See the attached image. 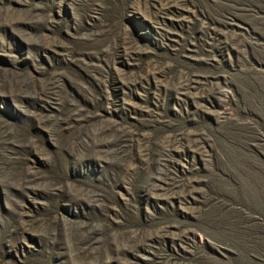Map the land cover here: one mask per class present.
<instances>
[{
	"label": "rangeland",
	"instance_id": "obj_1",
	"mask_svg": "<svg viewBox=\"0 0 264 264\" xmlns=\"http://www.w3.org/2000/svg\"><path fill=\"white\" fill-rule=\"evenodd\" d=\"M0 264H264V0H0Z\"/></svg>",
	"mask_w": 264,
	"mask_h": 264
}]
</instances>
